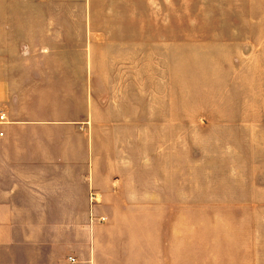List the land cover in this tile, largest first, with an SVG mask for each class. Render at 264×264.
<instances>
[{
    "label": "crops",
    "instance_id": "crops-1",
    "mask_svg": "<svg viewBox=\"0 0 264 264\" xmlns=\"http://www.w3.org/2000/svg\"><path fill=\"white\" fill-rule=\"evenodd\" d=\"M84 1L0 0V264H171L170 38L109 40Z\"/></svg>",
    "mask_w": 264,
    "mask_h": 264
},
{
    "label": "rangeland",
    "instance_id": "rangeland-1",
    "mask_svg": "<svg viewBox=\"0 0 264 264\" xmlns=\"http://www.w3.org/2000/svg\"><path fill=\"white\" fill-rule=\"evenodd\" d=\"M40 1L27 13L87 12L84 0ZM90 10L109 40L134 27L140 40L170 38L171 126L154 145L171 264H264V0H91Z\"/></svg>",
    "mask_w": 264,
    "mask_h": 264
},
{
    "label": "built area",
    "instance_id": "built-area-1",
    "mask_svg": "<svg viewBox=\"0 0 264 264\" xmlns=\"http://www.w3.org/2000/svg\"><path fill=\"white\" fill-rule=\"evenodd\" d=\"M5 117L4 116H1L0 117V120L4 121Z\"/></svg>",
    "mask_w": 264,
    "mask_h": 264
}]
</instances>
